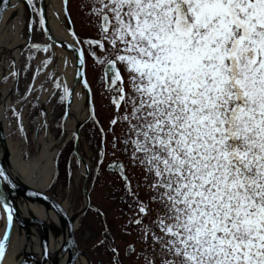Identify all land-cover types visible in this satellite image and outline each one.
<instances>
[{
	"label": "snow or ice",
	"instance_id": "1",
	"mask_svg": "<svg viewBox=\"0 0 264 264\" xmlns=\"http://www.w3.org/2000/svg\"><path fill=\"white\" fill-rule=\"evenodd\" d=\"M25 2L43 25L44 9ZM8 6L4 0L0 19ZM86 7L99 39L84 43L105 53L97 59L116 109L109 124L120 126L111 147L128 161L112 167L122 200L136 208L128 225L140 233L143 264H264V0H89ZM50 47L32 44L29 58ZM63 89L62 101L71 95ZM13 116L23 130L14 106ZM0 182L16 187L3 166ZM0 207L8 221L3 264L14 218L3 193ZM106 239L105 229L95 243ZM111 251L120 264L118 249Z\"/></svg>",
	"mask_w": 264,
	"mask_h": 264
},
{
	"label": "rangeland",
	"instance_id": "2",
	"mask_svg": "<svg viewBox=\"0 0 264 264\" xmlns=\"http://www.w3.org/2000/svg\"><path fill=\"white\" fill-rule=\"evenodd\" d=\"M33 4L37 8L38 0H33ZM65 9L83 53L84 76L91 93V110L94 117L81 125L78 146L79 152L89 162L90 172L86 181L89 206L83 211L85 208V196L82 191L83 175L80 163L73 153L72 137L64 145L58 156L56 174L46 191L59 203L64 204L69 212L80 214L73 231L80 249L83 240L84 245L89 246L94 244L97 238L101 239L105 229L107 233L111 234L112 241H114L113 235L117 237V241L121 238H123L122 240L132 239L136 248L142 249L143 243L140 240V233L134 225H128L129 217L136 212L135 205L129 207L132 204L131 198L122 200L124 196L123 187L121 182L113 177L118 176V174L106 170V165L112 160L123 161L125 165L128 164V161L126 156L118 150L119 145L115 155H113L111 147L113 127L119 134L120 126L119 124L116 126L109 124L116 109L111 105L110 95L104 88V64L97 59V57L105 55L104 50L98 45H93L91 51L96 52V57H94L89 45L84 43L89 38L99 39L98 29L91 23L92 17L87 13V7L81 3V0H66ZM18 33L21 35V30ZM42 40H44V34L39 23L38 12L34 11L31 43L37 44ZM30 49L31 46H28L20 55L14 100L7 107L4 120L7 141L11 142V148L13 147L22 160L37 154V139L47 133V130L51 134L53 145L58 142L65 114V103L64 100L60 99L61 95L64 94L63 84L58 88L56 86L58 80L56 74L55 77L49 76L51 72L50 61L48 57L41 60L44 50L32 49L33 54L29 58ZM44 61H48V63L44 65ZM38 65L41 66L40 71H37ZM117 67L120 68L121 66L117 65ZM121 72H123L122 68ZM14 73L13 66H10L9 73L0 84V96L3 95L1 88L13 83ZM35 75L36 84L34 85ZM43 85H45V89L50 88L51 91L50 97L45 101L39 99V92ZM30 87L31 91H29ZM13 106L22 112L23 130L19 127L20 120L13 116ZM101 150H103V155H101ZM138 176L139 171L137 170L136 177ZM136 177L130 175V179L135 185L137 183ZM140 198L146 199L143 190L140 191ZM97 209L102 215L97 214ZM147 222L145 219V223ZM81 246L83 247L82 251L88 254V248ZM87 264H91V261L89 260Z\"/></svg>",
	"mask_w": 264,
	"mask_h": 264
},
{
	"label": "bare ground",
	"instance_id": "3",
	"mask_svg": "<svg viewBox=\"0 0 264 264\" xmlns=\"http://www.w3.org/2000/svg\"><path fill=\"white\" fill-rule=\"evenodd\" d=\"M63 6L64 0H44L46 31L58 38L69 37L66 27L62 26L57 19V15H59V13L63 14ZM22 14V10H20L19 14H16L14 17H11L10 15H8V17L6 16L3 24L0 26V84L4 77L9 73L10 66L18 65L20 63V54L23 52H21V50H24L23 45L26 42L25 38L19 36L20 33H18L23 26ZM45 43H49V41L44 39L38 44ZM49 44L51 47L49 48L48 52L44 51L41 60L47 57L48 59L51 58L49 59L51 72L55 71L58 80L66 83L71 90L68 110L66 111L67 114L64 115L63 121L65 139L68 140L72 133L73 124H81L89 119V111L87 108L88 90L84 83H74L76 79V69L75 56L72 49L51 43ZM33 84H36V75L35 79L33 80ZM44 86L45 85L42 86L39 92V99L42 101H45L48 97H50L51 94V91L49 90L50 88L45 89L46 87L44 88ZM1 90L3 95L0 96V115L5 117L6 107L14 100L15 87L13 85H4ZM10 143V141H7L9 159L11 166H13L19 177L30 186L47 189L53 181L56 170L53 159L55 150L57 148V143L53 145L49 130H47V133L37 139V154L34 157L26 158V160L20 159V156L14 151L13 147L11 148ZM84 165V162L80 160V169H83ZM29 204L30 205H26L31 208V211L35 212L37 216H41L45 225L48 224L49 228L46 236L50 251V264H70L73 254V246L67 238L68 230L66 225L60 223V216L55 211H53L52 208L49 206L47 208V206L41 202ZM62 205L63 208H65L64 204ZM22 213H26L28 215L25 206L22 207ZM69 213L74 217V220H76L74 224V226H76L80 214H75V212L72 211ZM2 215L4 214L2 213ZM28 217L31 219L30 215H28ZM12 235L15 237L13 239L15 244L13 243L10 245L8 253L3 260V264H17L18 261L23 257V255L20 254L21 252H19L20 247H18V245L20 242L17 241L16 238L27 241L29 244V246H27L28 250H31L33 255L40 259L39 256L42 255V251L39 249L37 241H39L40 238L42 239V236L44 235V227L37 223L33 230H31L27 235L19 232L17 228H14ZM33 240L36 241L33 243ZM64 245L67 246L69 251L65 250ZM86 255L89 257L88 254ZM88 257L85 255L78 256L76 264L89 263L90 258Z\"/></svg>",
	"mask_w": 264,
	"mask_h": 264
},
{
	"label": "water",
	"instance_id": "4",
	"mask_svg": "<svg viewBox=\"0 0 264 264\" xmlns=\"http://www.w3.org/2000/svg\"><path fill=\"white\" fill-rule=\"evenodd\" d=\"M8 4H9V6L7 7V10L3 13L2 19H0V26L3 24L6 16L8 17V15H10L11 17H14L16 14H19L20 10H22L23 26L21 29V35L20 36L25 38L26 42L23 45V48L25 50L28 46H31L33 44V43H31V27H32V21H33L32 8H30L26 4L25 0H8ZM12 4H15L16 7H11L10 5H12ZM0 7H4V0H0ZM37 8H43V9L45 8L44 7V0H38ZM44 13H45V9H44ZM38 17H39V23H40V14L39 13H38ZM44 18L46 21L45 14H44ZM57 19H58V22L62 26L66 27L69 37L68 38L55 37L46 31L45 23L43 25L40 23L41 29H42L43 34H44V39H47L49 41V43L54 44V45H58V46L68 47L69 44L77 45L76 48H71L72 51L74 52V56H75L76 79H75L74 83H84L87 90H88V96H87L88 106H87V108L89 111V119L88 120H90L94 117H93L92 112H91L90 90H89V87L87 85V82L85 83L84 63L82 66L83 79H80V72H81L80 60L83 59V53H82V50H81V47H80V44L78 42L76 35H73L74 31H73L71 22L69 20V17L67 15L66 9H65V0H64V6H63V14L59 13V15H57ZM22 51L23 50H21V52ZM83 61H84V59H83ZM18 65H12L14 70H15V75H14L15 78H14L13 83L11 85H13L14 87L16 86L15 84H16L17 77H18ZM103 77H104L105 87L107 89H109L108 77L106 75L105 65L103 67ZM69 98H70V96L66 97L64 99L65 113L68 110ZM111 102H112V100H111ZM7 107H6V109H7ZM4 120H5V117L3 115H0V166H3L7 170V172L11 174L13 183L16 185V187L13 188L10 184L0 182V193H3V195L7 198V202L9 203V205L14 207V218H13L12 227H11V240H10V243L8 244L6 254L8 253L10 245L14 243L13 239L15 237L12 235V231L14 228H17L19 230V232H22L23 234L27 235L30 233L31 230H33L35 225L37 223H39L42 227H44V235L42 236V239L40 238L39 241H37L39 249H41V251H42V255L39 256L40 259H38L37 256H34L33 253L31 252V250H28L27 246H29V244L27 243V241L16 238V240L20 242V244L18 245V247H20L19 252H21L20 254L23 255V257L18 261L17 264H50V262H49V258H50L49 245H48V253H47V255H45V249H44L43 243H42L45 240L47 241L46 233H47L48 228H49L48 224L45 225L43 218L39 215L37 216L35 214V212H32L31 208L27 206V205H30L29 203L32 204L34 202H41L45 206H47V208H48V206L50 208H52L53 211H55L60 216V218H61L60 223L63 225H66L67 230H68V234H67L68 237L67 238L69 239L71 245L73 246L72 260H74L75 264H76L78 256H80V255L86 256V254L84 251H82L79 248V246H78V244L74 238V234H73L74 217L71 216V214L65 208H63V205L61 203H59L53 196H51L49 193H47L46 189L36 188V187L28 185L15 172V169L13 168V166H11V162L9 159V153L7 151L8 147H7V138H6V130H5V121ZM63 121H64V117L62 120V132H61V136L57 142V148H56L55 153H54L53 163L56 166L57 159H58V156H59L62 148L67 143V141L72 137L73 146H74L73 153L76 156L79 163H80V160H82L85 164L83 166V169L81 170L82 175H83L82 191H83V194L85 196V208H83V211H85L86 208L89 206L88 205L89 204V197H88V192H87V187H86L87 176H89V172H90L89 171V162L78 150L79 141H80V128H81V125L84 124V122L81 124L80 123H74L73 124L72 133L67 140V139H65V132L63 129L64 128L63 127ZM93 121H94V119H93ZM116 161H118V160H114V161L109 162L106 165V170L116 172L112 167L113 163ZM55 174H56V170H55L54 176H55ZM45 197H47V198L45 199ZM23 206L26 207L27 213H28V215H30L31 219H29V217L26 213H24V214L22 213V207ZM61 208L64 209L63 212L60 211ZM2 213L4 215H2ZM1 215H2V217H1ZM7 224H8L7 212L5 209L0 207V238L3 237V233L7 227ZM29 225H30V227H29ZM35 241L36 240H33V243ZM64 247H65L66 251H69L66 245H64ZM127 253H129V252L127 251Z\"/></svg>",
	"mask_w": 264,
	"mask_h": 264
},
{
	"label": "flooded vegetation",
	"instance_id": "5",
	"mask_svg": "<svg viewBox=\"0 0 264 264\" xmlns=\"http://www.w3.org/2000/svg\"><path fill=\"white\" fill-rule=\"evenodd\" d=\"M81 3L84 5H88L89 0H81ZM87 11H88V7H87ZM105 90L108 93V95H110V99H111L112 93L110 92L109 89L105 88ZM110 103H111V100H110ZM111 105L113 106L112 103ZM113 177L119 180L118 176H113ZM132 184H133V189H134L135 184L133 180H132ZM92 235H95V234H92ZM104 235H105V232L102 233L101 239L104 238ZM110 235L111 234L107 233V239L104 244L94 243L88 246V245H84L85 244L84 240L81 242V245L88 248V255H89L91 264H112L113 252L111 251V248L118 249L120 264H143V256L141 255V248L140 247L136 248L134 240L132 239L122 240L123 238H121L120 240L117 241V237L113 235L114 238L112 237V239H114V241H112L110 238ZM129 244L135 246V251L131 254L127 253V246ZM81 245L80 247L81 249H83Z\"/></svg>",
	"mask_w": 264,
	"mask_h": 264
}]
</instances>
